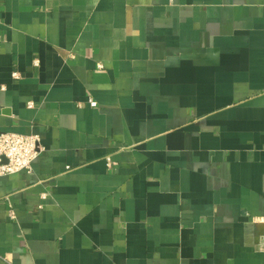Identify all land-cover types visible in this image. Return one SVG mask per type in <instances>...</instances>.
I'll return each mask as SVG.
<instances>
[{
    "label": "crops",
    "instance_id": "0c3cea01",
    "mask_svg": "<svg viewBox=\"0 0 264 264\" xmlns=\"http://www.w3.org/2000/svg\"><path fill=\"white\" fill-rule=\"evenodd\" d=\"M3 133L0 264H264V0H0Z\"/></svg>",
    "mask_w": 264,
    "mask_h": 264
},
{
    "label": "built area",
    "instance_id": "2783aa9c",
    "mask_svg": "<svg viewBox=\"0 0 264 264\" xmlns=\"http://www.w3.org/2000/svg\"><path fill=\"white\" fill-rule=\"evenodd\" d=\"M38 64V62H36ZM15 77H19L14 73ZM92 106L96 102H90ZM33 106L32 103L29 104ZM41 147L36 136L14 133L0 135V175H9L22 170L31 171L34 160L39 156Z\"/></svg>",
    "mask_w": 264,
    "mask_h": 264
}]
</instances>
